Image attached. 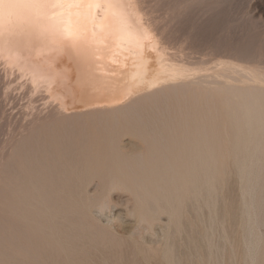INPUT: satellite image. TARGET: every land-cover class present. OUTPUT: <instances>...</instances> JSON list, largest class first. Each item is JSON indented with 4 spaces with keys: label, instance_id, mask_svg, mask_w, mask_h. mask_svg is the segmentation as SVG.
<instances>
[{
    "label": "bare ground",
    "instance_id": "obj_1",
    "mask_svg": "<svg viewBox=\"0 0 264 264\" xmlns=\"http://www.w3.org/2000/svg\"><path fill=\"white\" fill-rule=\"evenodd\" d=\"M208 2L207 0H0V119H5L6 122H4L13 128L6 138L10 144V150L6 157H8V161L10 158L13 159V164L2 166L1 174L3 175L0 174V197H2L0 203L5 205L0 212L2 213V215L0 214V228L15 229L16 232V229L22 230L23 227L25 231L22 234L19 232V237L15 235L17 236V241H15L16 237L13 239L8 233L10 230L7 232L3 230V233L0 234L2 240L0 255L2 257L6 254L9 255L6 257H10L8 254L12 253L10 250L17 249L18 253L24 251L28 261H35L33 258H36V254L40 253H35V248L37 251L40 249L37 247L38 244H33L37 237L41 238L43 245L41 248L49 250L51 247L50 253L52 249L62 248L61 245H64L63 248H65L67 243L57 244L61 238L64 241L66 239L69 243H74V245L80 242V239H83L82 235L84 232L87 233L86 230L91 225L85 223L84 226L81 218L90 216L92 209L95 211L102 209L96 208V205L100 207L101 203L95 202L96 198L89 194V192H93L91 191L94 190L93 186L89 192H87L88 190L82 192L84 188H81L82 191L79 189L85 177L88 180L89 177H94V179L99 177L101 179L99 183L104 189L107 186L125 187L128 192L130 191V195L133 193V198H136L135 206L140 209L144 208V211L139 210L137 214L140 216L143 214L141 216L143 219L146 215V217L159 221L163 217L162 215L170 216L171 209L169 210V208H174V204L177 203H173L172 199L179 201L176 199L179 197L184 201L190 197L194 198L193 196L187 198L183 196L181 186L203 184V178H197V174L208 177L205 183L208 181L213 189V191L211 189L212 192L206 191L211 192L209 196L205 192H203L205 194L202 193L204 196H208L205 202L198 199L199 202L207 204L201 203L202 206L209 207L207 201L213 200L214 194L212 193L217 192L216 194H218L221 191L220 185H218L219 191L214 190L215 186H212L214 183L212 182L211 185L209 180L217 174L216 172H221L218 169L220 164H225L222 166L225 168V157L231 154L238 167L243 169L246 162L244 159H250L247 155L263 152L264 53H261L263 49L260 52L258 50L257 52L247 51L237 46V43L234 44L225 39L222 42L217 39L220 43H212L203 34L205 30L202 33L203 37L198 39L199 35L196 33L194 36L190 28H181L184 27L182 25L185 24L184 21L187 18L189 19L187 22L197 21V23L203 24L209 15H213L210 14L211 10L216 14V10L213 11L215 7L210 9L212 5L210 4L211 6L208 7ZM220 4H222L221 1ZM227 6V11L231 12L234 18L239 13L241 6H243V10L244 7L250 8V14L251 11L264 13V0H228ZM221 7L222 5L219 8ZM216 9L219 10L217 6ZM221 12L219 13L222 14ZM254 21L253 23L257 22V20ZM193 23L191 22V24ZM185 26L187 25L185 24ZM197 31H201V29ZM218 31L222 32L223 30ZM218 33H216L217 37ZM219 36L223 37V34ZM159 158L162 163L158 162ZM251 158L253 157L251 156ZM150 159H154L153 164H150ZM257 159L253 161L256 163ZM58 162L64 166L61 168ZM226 162H228V157ZM254 162L252 163V159H250V163L254 164ZM56 163L59 164L57 168L61 172L74 169L75 173L80 168L88 170V173L85 171L84 175H80L81 177H78L75 184L76 180L65 178L67 175L63 173L64 178L59 177L68 179L75 185H73L75 188L71 187L70 189L71 184L67 180V184L70 186L67 185L69 189H65L64 181H61L60 178V180L53 179L56 176L52 177L55 174L54 167L58 165ZM251 165L248 167L254 171ZM256 167L259 168L258 165ZM225 172H223L224 175ZM243 173H245V169ZM21 175L23 178L18 179ZM217 175L220 176V174ZM209 176L211 177L209 178ZM221 176L222 180L223 175ZM242 176L239 177L242 179ZM244 176H248V174ZM196 178L202 182L195 181ZM216 181L215 179L214 182L216 183ZM223 182L221 181V183ZM218 183L220 184V182ZM88 184L84 185L85 189ZM207 184L202 187L199 185L200 189H198L200 191L203 187L205 189ZM193 186H190L189 189L195 190L192 188ZM197 186L195 191L200 194L205 191H198ZM179 189L182 190L180 193ZM242 190L244 191V189ZM85 192L88 196L84 195ZM197 192L190 193L195 196L194 193ZM244 192L242 193L244 194L243 198L241 196L243 201L246 198ZM102 193L106 195L104 192ZM190 193H187L188 196ZM200 194V199H203L204 196H200ZM216 194L214 200L218 204L216 197L220 194L218 196ZM221 195L219 200L222 201L221 197L224 194ZM248 199L249 204L254 202V200L251 201L253 198ZM168 200L172 203L170 204ZM105 201L103 199V205L106 203L109 205V201ZM186 201L181 202L184 204ZM189 201L192 202L193 199ZM198 201L199 207L196 205L200 208ZM194 202H196L195 198ZM178 204L180 205L179 202ZM187 204L188 202L186 203L188 207ZM193 205L190 206V209L195 208L198 211L196 205ZM215 205V203L212 205L213 208ZM207 207L205 208L207 209ZM180 208L183 207L180 205ZM186 209L188 210V208ZM179 210L177 211L179 212ZM184 211L186 210L184 209ZM184 211L182 210V214L181 212L179 214L183 216ZM216 211L220 210L214 212L213 209L215 214L218 213ZM129 212L131 213V211ZM132 213L135 216L134 210ZM208 214V217L213 216L209 212ZM221 214L223 213L221 212ZM170 217L168 220L172 221L173 219ZM115 218L113 217V220ZM177 218L180 219V217ZM19 219L21 222L16 223V220ZM92 219H94L93 215ZM95 219L100 221V218ZM139 219L142 221V218ZM97 220L95 221L98 222ZM55 221L60 224L59 228L61 229L68 224L65 226L66 229L64 228L65 230L68 228V233L65 230L62 232L61 229L57 232L55 230L57 227L54 224L57 226L58 223L56 224ZM65 221L74 222L76 232H73L71 230L73 226ZM144 221L150 223L147 219ZM175 221L178 223V219ZM52 222H54L53 225ZM62 223L66 224L62 226ZM95 224L97 226L99 224V228L103 227L100 223ZM95 224L92 225L95 226ZM108 224H113V222ZM153 225L155 226V224ZM97 226L95 230H99L96 229ZM107 226L101 229H107ZM69 228L73 233H69ZM93 229L89 228L87 231L94 232ZM54 232L59 234L54 236ZM115 233H113L114 236L112 235L113 239L117 234ZM130 233L133 234V232ZM93 234H96V231ZM110 234L106 235L111 237ZM88 235L90 238L92 233ZM96 235L93 237L97 238L102 235L101 239L98 238L100 241L105 237V235L103 237V233L101 235L98 233L97 237ZM118 235L119 233L117 237ZM110 237L109 241L113 242ZM69 238H73V240L79 238V241L74 240L76 241L74 242L71 239L72 242ZM119 238H126V236L121 235ZM88 240L91 239L85 241ZM95 240L94 242L98 241ZM123 240L127 245L133 244L126 242V239ZM123 240L118 241L123 243ZM85 241L83 242L86 243ZM92 241H88V243H93ZM100 241L97 242L101 243L99 250L105 243ZM114 241L117 242L116 239ZM130 241L132 240L130 239ZM37 243L40 242L37 241ZM88 243L87 246L91 245ZM117 245L120 246V244ZM122 245L124 247V244ZM127 245H125V250ZM140 245L142 246L143 243L137 246L140 248ZM87 246L85 245V248ZM94 246L93 244L91 249ZM118 246L116 247L118 248ZM88 247L87 249L91 251ZM123 247L120 246L118 250L124 249ZM130 247L127 246V250ZM167 247L169 248V246ZM73 248L69 249L68 246V250L75 252L76 249ZM143 248L144 246L142 251ZM62 249L58 254L56 250V252L53 251L54 254L50 255H59L63 251ZM79 249L87 250H82L81 247ZM93 249L95 250V247ZM105 249L104 251H106ZM68 250L66 248L67 255L74 254L73 251ZM132 250L136 251L135 248ZM161 250L162 252L158 250L156 253H160L162 257L164 248ZM40 251L42 253V250ZM78 251L75 252V255ZM108 252L109 249L106 251L105 258L118 254L114 253L110 256ZM149 252L147 253L150 256ZM2 253L6 254L2 255ZM16 253H12L11 257L20 256V253L19 256ZM83 253L88 254V252ZM91 253L89 257H94L95 255L92 256ZM95 253L98 257H96L97 261L101 263L100 259L104 256L100 255L101 258H99L98 252ZM101 253L99 252V254ZM106 253L104 252V254ZM124 253V256H127L126 252ZM145 253L143 252L142 255ZM48 254L47 251L45 255ZM84 254L82 257H85ZM119 254L122 252L120 251ZM131 254L129 253V258L134 257ZM24 255L20 257L22 258ZM75 255L71 256L75 257ZM118 255L115 259L111 257V260L117 259L118 262ZM153 255L152 258L156 256ZM71 256H67L68 261L64 259L65 255L62 258L60 256L59 259L57 257L58 260L54 259L55 262L49 264L60 263V259L65 260L63 263L66 261L68 263ZM149 256H146L148 260L152 259ZM109 257L105 259L107 260L105 263L108 261L113 263ZM23 258H15V261L18 259L17 262L20 264ZM76 258H72L73 261L70 258V264H90V260H92L89 259L88 262L85 260L76 261ZM78 258L77 260L83 259ZM121 258L124 259L123 256L119 259ZM129 258L127 260H130ZM45 259L50 260L46 256ZM45 259L41 261L44 263ZM37 260L38 258H36ZM3 261L8 260L0 259V264H9ZM28 261L25 260V262ZM133 261H135V257L131 263L124 261V264H132ZM169 261L172 259L167 262L169 263ZM120 264L123 263L120 262Z\"/></svg>",
    "mask_w": 264,
    "mask_h": 264
},
{
    "label": "rangeland",
    "instance_id": "obj_2",
    "mask_svg": "<svg viewBox=\"0 0 264 264\" xmlns=\"http://www.w3.org/2000/svg\"><path fill=\"white\" fill-rule=\"evenodd\" d=\"M209 0H207V2H208ZM220 1H221V3L222 4H220ZM224 1V2H223ZM210 0L209 2H208V7H210L211 5V7H210V9H212V7H215L214 8V10L213 11H215L216 10V14H215V12H212V10H211V12H210V14L212 13L213 15H209L208 16V18L206 19V21H205V23H203V24H201V23H197V21L196 22H194L193 23V21H190V22H187V21H189V19L187 18L184 22H185V24L187 25V26H185V24L183 23V25L182 26H184V27H181V28H190L191 29V31H193L192 33H193V35L194 36H196V33H197V35H199L197 38L198 39H200L201 37H203V34L205 35V37L206 38H208V39H210L211 41H212V43H220V42H222L224 39L225 40H230V42H232V43H237V46H240V47H242V48H244L245 50H254V51H256L257 52V50L260 52V51H262V49H263V51H264V13H258V12H253V11H251V14H250V8H248V7H244V10H245V12H244V10H243V6H241V9H240V11H239V13L235 16V18L234 17H232V13L230 12H228L227 11V3H228V0ZM213 3V4H212ZM215 3V4H214ZM226 5H225V4ZM211 4V5H210ZM216 4H218V5H216ZM223 4H224V6H223ZM215 5V6H214ZM220 5H222V7L221 8H219L220 7ZM216 6H217V8L219 9L218 11H217V9H216ZM227 6V7H226ZM246 8V9H245ZM223 9H225V10H223ZM221 10H222V12H221ZM242 10H243V13H242ZM219 12H221L222 14H220ZM249 12V13H248ZM242 14V16H240L241 14ZM248 13V14H247ZM258 13V14H257ZM219 14V15H218ZM232 14V15H231ZM239 15V16H238ZM243 15H245V16H243ZM252 15V16H251ZM212 16V17H211ZM239 17H242V18H239ZM245 17H248V18H245ZM212 18V20H210ZM214 18V19H213ZM238 19V21H237V19ZM246 19V21H245V19ZM252 18V19H251ZM241 19V20H240ZM243 19V20H242ZM228 20V21H227ZM257 20V22H255V21ZM260 20V21H259ZM241 21V22H240ZM245 23H244V22ZM247 21H249V22H247ZM253 21L255 22V23H253ZM259 21V22H258ZM262 21V22H261ZM191 22L193 23V24H191ZM195 23H197V24H195ZM208 25H207V24ZM235 23V24H234ZM254 24V25H252V24ZM195 24V25H194ZM201 24V25H200ZM207 26H206V25ZM234 24V25H233ZM237 24V25H236ZM241 24V25H240ZM190 25H192V26H190ZM190 26V27H189ZM195 26V27H194ZM198 26V27H197ZM200 26V27H199ZM210 26V27H209ZM240 26V27H239ZM255 26V27H254ZM204 27H206L205 29H203ZM216 27H217V29L218 30H223L222 32L221 31H218L217 29H216ZM221 27V28H220ZM243 27V28H242ZM194 28H198V29H201V31H197L198 29H194ZM224 28V29H223ZM232 28V29H231ZM212 29V30H211ZM205 30V33H203V31ZM217 30V31H216ZM240 30V31H239ZM248 30V31H247ZM214 31V32H213ZM200 32V33H199ZM211 32V33H210ZM213 32V33H212ZM218 33L219 35L221 34H223V37L222 36H219L218 35V37H217V34L216 33ZM232 32V33H231ZM203 33V34H202ZM210 33V34H209ZM215 33V34H214ZM214 34V35H213ZM242 35V36H241ZM214 39H212V38ZM220 37V38H219ZM221 38H223V39H221ZM230 38V39H229ZM217 39H219L218 41H220V42H218L217 41ZM232 39V40H231ZM215 41V42H214ZM217 41V42H216ZM250 48V49H249ZM261 48V49H260ZM260 49V50H259ZM261 52V53H264V52ZM262 102V101H261ZM1 121H0V158H1V156H3L2 157V159H0V174H1V172H2V166H4L5 164H9V165H11V164H13V159H9V161H8V157H6L7 156V152L10 150V144L8 143V140H6V138H7V135H8V133L13 129V128H11L12 126H10V125H8L7 123H5L6 121H5V119L4 120H2V119H0ZM5 121V122H4ZM5 124V125H4ZM4 138V139H3ZM254 140V139H253ZM252 140V141H253ZM255 141H256V139H255ZM8 145V146H7ZM7 147H8V149H7ZM227 147H229V145L227 144ZM5 152V153H4ZM256 154V155H255ZM255 154H253V155H251L253 158H251V156H250V154H249V156L247 155V157H250V159H252V163L255 161V159H257L256 158V156L257 157H259L257 160H256V163L254 162V164H252V163H250V159L249 158H247L246 160L244 159V161H246L244 164H245V166L246 167H248L249 165H251V167H253V170L254 171H252V168H251V170L249 169V167L247 168L248 169V171H247V169H246V167L244 166V168L242 169V168H240V167H238V165L236 164V162L234 161V158H232V155L231 154H229L228 156H226L225 157V160L227 161V157H228V162H226L225 161V163H226V166H225V168H226V172H225V168L224 167H222V166H224L225 164H220V166H219V170L221 171V172H216L217 174H220V176L221 175H223V178H222V180H221V177L219 176V175H217V174H215L213 177H215V178H213V177H211V176H209V178L211 177V179L209 180V181H211V185L212 186H215V188H214V190H216V191H219L218 189H220L221 188V191H220V193H218V194H216L217 192L216 191H214V192H216V193H212V194H214V197L212 198L213 200L215 199V194H216V196H218L219 194L221 195V193H222V195H223V197H224V199H223V197H221L222 198V201H221V199L219 200V196L218 197H216V199L218 198V200H216L217 202H218V204L215 202V200L213 201V200H211L210 198L212 197V195H211V197L208 199L209 201H207V202H209L208 203V206L210 207H212L213 208V204L215 203L216 205H215V207L213 208L214 209V212H215V210H220V211H216V212H218V213H214L213 212V209L212 208H209V207H207V206H202V204L205 202V200L208 198V196L210 195L209 193H211L212 191H213V189L210 187V184H209V182L207 181V183L209 184V187H208V184L207 183H205V181H206V179H208V177H206V176H203V175H201V176H203V177H201L199 174H197V178H203V182L202 181H198V180H200V179H197V180H195V181H197V182H202L203 184H200L199 183V185H201V187L202 186H206L205 184H207V187H205V189H204V187L203 188H201L202 190H205V191H200L199 189H200V186L198 185V183H197V185H194L193 186V184H190V185H182L181 186V189L184 191H182L181 189H179L178 191H179V193L181 192V194L183 195V196H185L186 198L187 197H190V196H193L195 199H196V202H194L193 203V201H194V198H192V197H190L188 200L186 199V198H184L183 196H180L181 198L183 197L184 199H186V200H181L179 197L178 198H176V199H179V201H177V200H175V199H172V201H173V203L175 202H177L176 204L178 205L177 207H176V204H174V206H173V204H172V206L174 207V208H169V214H170V216H167V214L166 215H162L163 217H161L160 218V222L162 223V225H160L161 223L158 221V219H155V218H149V217H146V215H145V218L144 219H147V221H150V223L149 222H145L144 221V219H143V217H141V216H143V214L140 216V215H138L137 214V212H139V210H143L144 211V208L142 207L141 209H140V207H136L135 206V200H136V198H133L134 196H132L133 195V193H131V195H130V191L128 192L127 191V189H125V187H120V188H118L117 186H107V187H105V189H104V187H102L101 186V183H99L100 182V178L99 177H97V179L95 178L94 179V177H89V180H88V178H83V185L81 186H79L80 188V190H81V188H84V189H82L81 191L82 192H84V191H87V192H89L91 189H92V186L94 187L93 189L94 190H91V191H93V192H89V194L91 195V196H94L96 199L94 200L95 202H98V203H101V206L99 207V206H97L96 205V208H102V209H99V211H95L94 209H92L91 210V213H90V216H88L87 218L85 217V218H81V219H83V221L82 222H84V226H85V223H89V224H91L90 225V230H91V228L93 229V231L95 230V227L97 226V224H95V223H100L101 225H103V227H106L107 226V224L108 223H112L113 222V224H108V228L107 229H101V228H103V227H101V228H99L98 226H100L99 224H98V226H97V228L96 229H99V230H95L96 231V234H93L94 232H89V231H87L89 228H87V230H86V232L88 233V234H91L92 233V235H91V237L89 238V235L87 234V233H85L84 232V234L82 235V237H83V239H80L81 241L83 240V241H85V240H87V239H91V240H93L92 242L93 243H91V242H89V243H91V245L88 243V241H91V240H88V241H85L86 243H84L83 241V243L81 244L80 242H78L79 241V238L78 239H75L74 238V240H76L78 243H75V245H74V243H69V241L67 242L66 241V239H65V241H64V239L63 238H61V239H63V240H59V242H57V244L58 243H60L61 244V242H62V244H64V242L65 243H69V244H72L71 246H73V247H75V252L76 251H78V249L81 247V249L82 248H85V245L87 246V243L89 244L88 246L90 247H88L89 249H91V246H93V244L95 245L94 247H95V250L93 249L94 247H92V249H91V251H89L88 249H87V247L85 248V249H87L86 251H81L80 249V252H82V254H79L80 252L78 251L76 254L79 256V258H83V259H80V260H77V255H75V252L73 251L74 250V248L73 247H71L69 244L67 245L66 244V246H65V248H63V246L64 245H61V247L63 248H60L59 246H60V244H59V248L58 249H56V248H54V249H56L57 250V254H58V252H60L61 251V249L64 251H62L61 253H59V255H50V254H54V252L53 251H55L56 252V250H53L52 249V251H51V253H50V250H51V247L49 248V250H47V249H45V248H41V247H43V245H42V243H41V238H39V237H37V238H35L34 239V241H33V244L34 245H37V247H38V249H40V250H42V253H44L43 254V256H44V258H43V256H41L42 255V253H41V251L40 250H38L37 251V248H35V246H34V248H35V253H38V252H40L39 254H40V256L38 257V255L39 254H36L37 256H36V258H38V260L36 261V258L34 257L33 259H35V261L33 260H31L32 262H30V261H28V259H26L25 258V255H24V251H21V252H19L20 253V256H22V255H24L23 257L25 258H23V260H22V262H24L23 264H26V263H30V264H32L33 262L36 264V262H38L39 261V263H37V264H45V262H47L48 261V263H46V264H49V263H51V262H55V261H53L54 259L55 260H58L59 259V257L61 256V258L63 257V255H65V257H64V259L65 260H67L68 261V255L69 256H71V255H75V257H69V262L67 263V261H66V263L67 264H70V262H71V259L73 258V259H75L76 257V261H81V260H85V262H88L89 261V259H92V260H90V264H93V262H94V260L96 259V253L95 252H98L97 254H98V256H99V258H101L100 257V255H102V256H104V258L102 259H100L101 260V263H100V261L98 262L97 261V259L95 260V262H94V264L96 263V264H107V263H105V261H107V260H105V259H108V257L107 258H105L106 256L105 255H107V253H106V251H108V249H109V252L108 253H110V256H111V254L113 255L114 253L116 254V253H120V251L122 252V254L124 253V252H126V255L128 256H124L125 255V253L122 255V254H116V255H114V256H111L112 258L114 257V259L115 258H117V255H118V257L120 258V257H124V259L123 258H121V259H119L118 258V262L116 261V260H111L112 258L111 257H109V260L110 261H113V263H115V261L117 262V264H120V262L121 263H123L124 264V261L125 262H129L130 261V263H131V261L132 260H134V257H135V261H133L132 262V264L133 263H135L136 261V263L135 264H167L168 262V260H171L172 259V261H169V263H173V264H264V150H263V152L262 153H255ZM255 155V156H254ZM4 158H5V160H4ZM246 158V157H245ZM159 160V161H158ZM158 160H156V161H158V162H161L160 161V158L158 159ZM231 160H233V161H230ZM247 160H249L248 162H247ZM254 160V161H253ZM5 163H4V162ZM151 161V162H150ZM150 164H153V161H154V159L152 160V159H150ZM243 161V162H244ZM12 162V163H11ZM234 162V163H233ZM3 163V164H2ZM58 163H60V167L62 166H64L63 164L61 165V162H58ZM58 163H56V165L58 164ZM65 163V162H64ZM162 163V162H161ZM227 163H228V165H227ZM246 163H248V164H246ZM2 164V165H1ZM158 164H160V163H158ZM232 164V165H231ZM234 164V165H233ZM237 166H236V165ZM258 165L259 166V168H257L256 166ZM51 166V165H50ZM59 166V164L57 165V166H55L54 167V170H55V174L54 175H52V177H57V179H56V177L55 178H53V179H55V180H60L61 179V181H64V183H63V185H65V187L62 185V184H60L62 187H64L65 189H71V187H73V188H75L74 186V184L77 182V179H78V177H81L82 175H84V172L86 171V173H88L87 171L88 170H83V169H80V168H78L77 169V171H75V173H74V169H72L71 171H66V172H61V170L59 169V168H57ZM234 166V167H233ZM61 167V168H62ZM235 167H237V168H235ZM55 168H57V169H55ZM170 168V170H171V167H169ZM222 168V169H221ZM239 168V169H238ZM255 168V169H254ZM168 169V168H167ZM224 169V170H223ZM236 169H238V171H236ZM242 169V170H241ZM244 169H245V173H243L244 172ZM75 170H76V168H75ZM154 170V169H153ZM170 170H168L169 172H170ZM218 170V171H219ZM240 170V171H239ZM60 171V172H59ZM82 171V172H81ZM172 171V170H171ZM225 172V175H226V177H225V175H224V173L223 172ZM243 171V172H242ZM247 171V172H246ZM68 172V173H67ZM70 172V173H69ZM146 172V171H145ZM227 172H228V174H227ZM239 174H238V173ZM240 172H242V173H240ZM260 172V173H259ZM58 173H59V175H58ZM62 173V175H60ZM66 174L67 176L65 177V178H68V179H72V181L74 180H76L75 182H74V184H73V182L72 181H69L68 179H62V178H64V174ZM73 173V174H72ZM79 173H81V174H79ZM83 173V174H82ZM248 174V176H244V175H247ZM255 173V174H254ZM76 174H77V176H76ZM1 175H3V174H1ZM0 175V176H1ZM70 175V176H69ZM72 175V176H71ZM81 175V176H80ZM196 175V174H195ZM242 176V179H241V177H239V176ZM62 177V178H60V177ZM220 178H219V177ZM77 177V178H76ZM96 177V176H95ZM196 177V176H195ZM204 177H205V179H204ZM218 177V178H217ZM243 177H245V178H243ZM1 178V177H0ZM21 178H23V175H21V177L20 178H18V179H21ZM60 178V179H59ZM74 178V179H73ZM76 178V179H75ZM93 178V179H92ZM213 178V179H212ZM225 178H226V180H225ZM26 179H27V177H26ZM91 179V180H90ZM185 179H187V178H185ZM217 180L216 181V183L214 182V180ZM223 182L224 180H225V183L223 182V183H221V181ZM67 180H68V182L71 184V186L69 185V184H67L68 182H67ZM87 182H86V181ZM192 180V179H191ZM219 180V181H218ZM53 181V180H52ZM85 181V182H84ZM95 183H94V182ZM193 181H194V178H193ZM213 182V183H212ZM218 182H220V184L218 183ZM89 183H91L90 184V187H89V184H88V186H86V189H85V186L84 185H87V184ZM178 184H179V182H177ZM176 183V184H177ZM195 183V182H194ZM175 184V185H176ZM216 184V185H215ZM221 184H223V186H221ZM247 184V185H246ZM59 185V184H58ZM67 185H69V186H67ZM74 185V186H73ZM218 185H220L219 187H218ZM226 185V186H225ZM15 186V185H14ZM84 186V187H83ZM96 186V187H95ZM98 186V187H97ZM188 186V187H187ZM190 186H193L192 188L193 189H195L196 190V186H197V190L198 191H200L201 192V194L199 193V192H197V191H195V190H190L189 189V187ZM60 187V186H59ZM69 187V188H68ZM99 187H101V188H103L104 190H106V191H104L103 189H101V188H99ZM112 187V188H111ZM185 187V188H184ZM188 189H187V188ZM91 188V189H90ZM96 188V189H95ZM108 189V191H107V189ZM118 188V189H117ZM184 188V189H183ZM199 188V189H198ZM206 188H207V190H206ZM248 189L247 191L249 192V194H250V196L251 195H253L252 197H250L249 196V194H247L248 192L245 190V189ZM90 189V190H89ZM123 189V190H122ZM211 189H212V191H211ZM242 189H244V191L242 190ZM254 189V190H253ZM79 190V191H80ZM95 190H97V191H95ZM99 190V191H98ZM102 190V191H101ZM113 190V191H112ZM115 190V191H114ZM120 190V191H119ZM126 190V191H125ZM187 190H190L189 192L187 191ZM208 190H210L209 192H206V191H208ZM80 191V192H81ZM193 191L194 192H197V193H194L195 194V196L194 195H192V193H193ZM241 191H243L244 193H245V201H243L242 200V198H243V196H244V194H242L241 193ZM87 192H85L84 193V195L86 196V194H87ZM97 192H99V193H97ZM102 192H104L106 195H104ZM190 192H192V193H190ZM203 192H205V193H207V195H203V194H205V193H203ZM247 192V193H246ZM95 193V194H94ZM185 193H186V195H185ZM187 193H190L189 194V196H188V194ZM200 194V196L201 195H203L204 197H202L203 199H200V197H199V194ZM203 193V194H202ZM82 194V193H81ZM93 194V195H92ZM101 194V195H100ZM83 195V194H82ZM89 195V196H90ZM97 195V196H96ZM104 195V196H103ZM180 195V194H179ZM196 195H197V197H196ZM221 195V196H222ZM243 195V196H242ZM87 196H88V194H87ZM110 196V197H109ZM207 196V197H206ZM241 196H242V198H241ZM249 196V197H248ZM93 197V198H94ZM103 197V198H102ZM199 197V198H198ZM235 197V198H234ZM258 197V198H257ZM260 197V198H259ZM0 198H2V197H0ZM100 198L102 199L101 201H100ZM107 198V199H106ZM205 198V199H204ZM248 198H250V200L251 201H253L254 200V202H250V204H251V206L249 207V199ZM255 198V199H254ZM103 199H104V201L105 200H107V202L109 203V205L107 204V206H106V204L105 205H103ZM191 199H193V201L191 202V201H189V200H191ZM198 199H199V201L201 200V201H204L203 203L202 202H199L198 201ZM262 199V200H261ZM0 200H2V199H0ZM175 200V201H174ZM182 202H185L186 201V203L188 202V204L187 205H189L188 207L186 206V203H182ZM224 200V201H223ZM100 201V202H99ZM169 201V203L171 204L172 202L170 201V200H168ZM197 201L200 203V208H198L199 207V204L197 203ZM257 201H259V202H257ZM106 202V201H105ZM133 202H134V205H133ZM178 202L180 203V205L183 207V208H180V205L178 204ZM213 204H212V203ZM224 202V203H223ZM202 203V204H201ZM239 203H241V204H239ZM190 204H194L193 206H195L196 204L198 205V207H197V205H196V208L198 209V211H196L195 210V208L193 209V208H191L190 209V206L192 207V205H190ZM205 204V203H204ZM224 204V205H223ZM239 204V205H238ZM243 204V205H242ZM205 205H207V204H205ZM247 206V207H249V208H247V207H245V206ZM105 206V207H104ZM185 206H186V208H188V210L185 208ZM244 206V207H243ZM253 206V207H252ZM0 207H1V209H0V212L3 210V208L5 207V205H2V203H0ZM132 207H135L136 209H138V210H136L135 208H132ZM178 207H179V209L181 210H179L178 209ZM205 207H207V209L205 208ZM222 207V208H221ZM107 208V209H106ZM177 208V209H176ZM204 208V209H203ZM208 208H209V210H208ZM104 209H106V210H104ZM130 209H132V210H130ZM172 209H176L175 211L174 210H172ZM184 209L186 210V211H188L187 213H186V211H184ZM189 209H190V211H189ZM210 209H212V211L210 212ZM222 209V210H221ZM234 209V210H233ZM100 210H101V212H103V213H101L100 212ZM133 210H134V212H135V216L133 215ZM177 210H179V212L177 211ZM182 210L184 211V214L186 215V217H185V215L183 214V216L181 215L182 214ZM195 211L193 214L191 213V211ZM208 210V211H207ZM225 210H227V211H225ZM236 210V211H235ZM238 210V211H237ZM93 211V212H92ZM127 211H128V213H127ZM129 211H131V213L129 212ZM173 211H174V213H176V214H174L173 213ZM95 212V213H94ZM100 212V213H99ZM108 212V213H107ZM171 212H172V214H171ZM181 212V214H179ZM198 212V213H197ZM207 212V213H206ZM208 212L210 213V215L211 214H213V216H211V217H208L209 216V214H208ZM213 212V213H212ZM221 212L223 213V214H221ZM106 213V214H105ZM132 215V216H134V217H132L130 214ZM190 213H191V215H193L194 216V218H193V216H191L190 215ZM219 213H220V215H219ZM225 213V214H224ZM1 215H2V213H0ZM103 214V215H102ZM190 215V216H187V215ZM197 214V215H196ZM207 214H208V216H207ZM92 215H93V217H94V219H92ZM95 215H97V216H95ZM114 215V216H113ZM129 215V216H128ZM178 215V216H177ZM225 215V216H224ZM101 216V217H100ZM117 216V217H116ZM119 216V217H118ZM138 216V217H137ZM175 216H176V218H175ZM91 219H90V218ZM109 219H108V218ZM113 217L115 218L114 220H113ZM131 217V218H130ZM167 217V218H166ZM168 217H170L171 219H173L172 221L171 220H168ZM173 217V218H172ZM177 217H180V219L179 218H177ZM207 217L208 218H210V219H212V220H208L207 219ZM95 218H100L99 220L101 221H98L97 219H95ZM103 218V219H102ZM111 218V219H110ZM119 218V219H118ZM139 218H142L141 220L142 221H140V219ZM163 218V219H162ZM169 218V219H170ZM220 218V219H219ZM84 219H85V221L87 220V222H85L84 221ZM116 219H118V220H116ZM138 219V220H137ZM167 219V220H166ZM175 219H178V223H180L179 225H178V223L175 221ZM186 219V220H185ZM203 219V220H202ZM74 220H75V218H74ZM91 222H89V221ZM92 220V221H91ZM95 220H97L98 222H96ZM108 220V221H107ZM112 220V221H111ZM116 220V221H115ZM156 220V221H155ZM180 220V221H179ZM214 220H215V222H214ZM80 221V220H79ZM138 221V222H137ZM140 221V222H139ZM151 221H153L154 223H152ZM170 221V222H169ZM173 221H175V222H173ZM220 221V222H219ZM21 221H20V219L19 220H16V223H20ZM65 222H68V221H65ZM72 222V221H71ZM70 221L68 222V223H70V226H73V227H71V230L73 231V232H76L75 230H74V228H75V226L73 225V224H75L74 222L73 223H71ZM93 222H95V223H93ZM103 222V223H102ZM105 222V223H104ZM115 222V223H114ZM130 222H132V223H130ZM158 222V223H157ZM212 222V223H211ZM53 223L54 222H52V225H53ZM55 223L57 224L58 222H56L55 221ZM59 223H61V221L59 220ZM58 223V225L56 226L55 224H54V226L55 227H57V228H55V230L57 231H60V229L61 228H59V226H60V224ZM128 223V224H127ZM130 223V224H129ZM140 223V224H139ZM152 223V224H151ZM157 223V224H156ZM176 223V224H175ZM186 223V224H185ZM64 224H66V223H62V226L64 225ZM87 224H86V226H87ZM88 224V225H89ZM95 224V226H93V225ZM153 224H155V226L153 225ZM166 224V225H165ZM175 224V225H174ZM202 224V225H201ZM214 224V225H213ZM105 225V226H104ZM113 225H114V227H113ZM53 226V227H54ZM65 226H68V224L67 225H64L63 226V229H61V231L62 230H65L66 229V227ZM178 226V227H177ZM192 226H195V227H192ZM205 226V227H204ZM159 227V228H158ZM65 228V229H64ZM110 228H112V229H110ZM1 229V232H0V234L1 233H3V230H5L6 232L7 231H11V233H10V231L8 232L9 233V235H11L12 236V238L14 239L15 237V241H17V236L19 237V235H20V233L22 234L23 232L25 233V231H24V229H23V227H22V230L21 229H16V232H15V229H3V228H0ZM12 230H14V231H12ZM20 230V231H19ZM69 230H70V228H69ZM69 231V233L71 232V233H73L72 231ZM100 230H103L102 232L100 231ZM113 230V231H112ZM130 230H132V231H130ZM57 231V232H58ZM68 231V228H67V230H65V232H67ZM108 231H111L110 233H112V234H110ZM127 231V232H126ZM133 232V234L131 235V233L130 232ZM6 232H4L5 234H7L8 235V233H6ZM15 232V233H14ZM20 232V233H19ZM57 232H54V236H56L55 234H59V233H57ZM63 232V231H62ZM99 233V235H101V233H103V237H104V235H105V237H104V239H102V241H100V240H98V238H100L101 236H99L98 235V233ZM101 232V233H100ZM107 234V235H111V237L110 236H107L105 233ZM119 233V235H118V237H117V234ZM19 233V234H18ZM68 233V232H67ZM113 233H115L116 235H115V238L113 239V236H114V234ZM130 233V234H129ZM62 234V233H61ZM87 235L86 237H87V239H86V237L84 236V235ZM14 235V236H13ZM15 235H17V236H15ZM96 235V237L97 236H99V237H97V238H95V237H93V236H95ZM113 235V236H112ZM121 235L123 236V237H125L126 236V238H122V239H120L119 237H121ZM59 236V235H58ZM81 236V235H80ZM106 236H107V238H106ZM189 236H191V237H189ZM193 236V237H192ZM73 237V236H72ZM82 237H80V238H82ZM102 237V238H103ZM109 237L113 240V242H111V240L109 241ZM117 237V238H116ZM129 237H132V238H129ZM161 237V238H160ZM22 238V237H21ZM20 238V239H21ZM85 238V239H84ZM97 239L98 241L97 242H102V243H104V244H102L103 246H101V248L102 247H106V249H105V247L103 248V249H101L100 248V250L101 251H103V253H101V251L99 250V244H101V243H97V242H94V241H96L95 239ZM108 239V240H106V239ZM129 238V239H128ZM23 239V238H22ZM21 239V240H22ZM70 239V241H72L73 240V238H69ZM69 239H67V240H69ZM72 239V240H71ZM101 239V238H100ZM116 239V241L118 242H116L117 244H120V246L121 247H123V245L122 244H124V249H122V250H118V248L120 249V246H118L116 243H115V240ZM123 239H126V242H130V243H135L134 245L133 244H128L127 245V243H124V240ZM130 239L132 240V241H130ZM73 240V241H74ZM118 240H123V243L121 242V243H119V241ZM129 240V241H128ZM135 242H134V241ZM194 240V241H193ZM37 241H39L40 243H37ZM72 241V242H73ZM76 241H74V242H76ZM104 241V242H103ZM107 241H109V242H107ZM169 241V242H168ZM171 241V242H170ZM254 241V242H253ZM0 242H1V244H2V240L0 239ZM140 242V243H139ZM169 243V245H166V244H168ZM83 245L84 247H82L81 245ZM97 243V244H96ZM138 243V244H137ZM143 243V245L141 246L140 245V248H139V246H137V245H139V244H142ZM110 244H112V245H110ZM137 244V245H136ZM76 245H79L78 247L76 246ZM98 245V246H97ZM107 245V246H106ZM125 245H127L128 247H130V248H128L129 250H130V252H129V250H127V246H126V250H125ZM132 245H133V247H132ZM136 245V246H135ZM165 245V247H163ZM40 246V247H39ZM68 246H69V249H71V248H73V250H68ZM98 247V249H97V247ZM116 246H118V248L116 247ZM144 246V248L146 247V246H148L147 248H149V249H147V248H145V250H146V253H145V250H144V248H143V251H142V247ZM167 246H169V248L167 247ZM172 246V247H171ZM56 247V246H55ZM71 247V248H70ZM108 247V248H107ZM111 247H113L112 248V251H111ZM114 247L116 248L115 250H114ZM137 247H138V249H137ZM164 248V250H163V254H162V257L160 256L161 254L160 253H156V251L158 252V250H160L161 252H162V250L161 249H163ZM167 247V248H166ZM66 248H67V250L68 251H73L74 252V254L72 253H70V254H68L67 255V251H66ZM78 248V249H77ZM133 248H135V252L132 250ZM1 246H0V253H1ZM85 249H82V250H85ZM97 249V250H96ZM104 249L106 250V251H104ZM154 251H153V250ZM173 249V250H172ZM44 250H46V251H44ZM60 250V251H59ZM99 250V251H98ZM114 250V251H113ZM118 250V251H117ZM123 250H125L124 252H123ZM131 250H132V252H131ZM147 250H149V251H147ZM152 250V251H151ZM166 250V251H165ZM47 251H48V255L50 256H48V255H45V253H47ZM94 251V252H93ZM111 251V252H110ZM142 251V252H141ZM159 251V252H160ZM172 251H173V253H172ZM10 252H12L13 254L14 253H18V251H17V249H13L12 251L10 250ZM83 252H88V254L86 253V254H84ZM90 252H92L91 253V255L93 256V255H95L94 257H89L90 256ZM99 252L101 253V254H99ZM104 252L106 253V254H104ZM132 253L133 254V258L131 259V258H129V253ZM139 252H141V253H139ZM145 253V255L143 254L142 255V253ZM147 252H149L150 253V256H149V254L147 253ZM151 252H153V253H151ZM168 252H170V254H168ZM12 253H8V254H10V257H6V256H9V255H7L6 253V256H4V257H6V259H4V257H2L1 255H0V259H3V260H8V261H3V262H7V263H9V264H15L17 261H19L18 259H22L20 256H19V253H18V255L17 256H19V257H16V256H14L15 258H18V259H16V261H15V258L14 257H11V256H13V254ZM16 253V254H17ZM26 253V252H25ZM64 253H66V254H64ZM137 253V254H136ZM165 253V254H164ZM4 253H2V255H3ZM4 254V255H5ZM12 254V255H11ZM22 254V255H21ZM56 254V253H55ZM83 254L85 255V257H82L83 256ZM131 254V255H132ZM148 254V255H147ZM153 254H155L156 256L154 257V258H152L154 255ZM67 255V256H66ZM122 255V256H121ZM137 256V258H136V256ZM152 255V256H151ZM172 255V256H171ZM45 256L47 257V258H50V260L49 259H45ZM145 257L146 258V260H144L145 258H143V257ZM149 256V258H152V259H150V260H148V258L147 257ZM160 256V257H159ZM53 257H55V258H53ZM57 257H58V259H57ZM66 257H67V259H66ZM125 257H126V259H125ZM166 257H168L167 258V260H166ZM169 257H172V258H169ZM7 258H9V259H7ZM12 260H11V259ZM45 259V260H47V261H45L44 260V263L41 261L42 259ZM71 258V259H70ZM78 258V259H79ZM88 258V260H86ZM98 258V257H97ZM130 259V260H127V259ZM143 258V259H142ZM155 258H156V260H155ZM163 258V259H162ZM165 258V259H164ZM31 259V258H30ZM52 259V260H51ZM73 259H72V261H73ZM123 259V260H122ZM137 259V260H136ZM158 259V260H157ZM161 259V260H160ZM15 261V263H13V262H11L10 263V261ZM25 260H27L28 262H25ZM65 260H62V259H60V263L59 262H56V264H66V263H63V261H65ZM99 260V259H98ZM104 262H103V261ZM61 261H62V263H61ZM75 261V260H74ZM93 261V262H92ZM22 262H20V264H22ZM218 262V263H217ZM33 263V264H34ZM52 263V264H53ZM113 263H110L109 262V264H113ZM168 263V264H169ZM171 263V264H172ZM16 264H19V262H17ZM116 264V263H115ZM126 264V263H125ZM128 264V263H127Z\"/></svg>",
    "mask_w": 264,
    "mask_h": 264
}]
</instances>
